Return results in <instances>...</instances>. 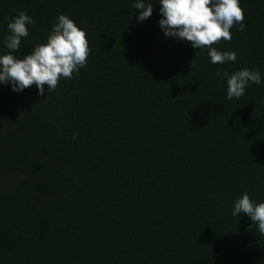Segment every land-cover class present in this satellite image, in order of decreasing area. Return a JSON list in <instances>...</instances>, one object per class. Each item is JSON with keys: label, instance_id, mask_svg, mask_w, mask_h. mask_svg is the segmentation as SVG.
<instances>
[{"label": "trees", "instance_id": "16d2710c", "mask_svg": "<svg viewBox=\"0 0 264 264\" xmlns=\"http://www.w3.org/2000/svg\"><path fill=\"white\" fill-rule=\"evenodd\" d=\"M0 0L33 18L14 55L46 42L58 14L86 35V65L37 95L0 85V264H264V235L230 214L264 201V83L225 99L216 72L264 80V0H240L246 28L212 45L166 38L157 0ZM73 133L77 136L73 139Z\"/></svg>", "mask_w": 264, "mask_h": 264}, {"label": "clouds", "instance_id": "9594fccd", "mask_svg": "<svg viewBox=\"0 0 264 264\" xmlns=\"http://www.w3.org/2000/svg\"><path fill=\"white\" fill-rule=\"evenodd\" d=\"M159 4L158 26L166 38L190 42L193 49L206 50L210 64L235 63V51H219L212 45L231 40V29L239 25L246 28L240 0H157ZM139 10L138 22L152 14V2L134 0L132 5ZM33 18L24 11L9 18L3 46L8 51L0 54V85H7L11 91L20 92L35 85L37 95L45 96L54 91L61 79H72L73 74L86 65L90 54L85 32L64 14H58L51 25L46 42L37 44L30 53L20 58L14 55L21 47V40L29 35L28 26ZM226 82L225 99L240 98L251 85L264 83L256 69L241 68L229 74L216 72ZM77 136L73 133V139ZM243 213L250 218L260 235H264V201L250 199L247 191L234 199L230 214L237 217Z\"/></svg>", "mask_w": 264, "mask_h": 264}]
</instances>
